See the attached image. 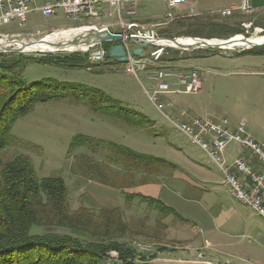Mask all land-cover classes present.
<instances>
[{
  "label": "rangeland",
  "instance_id": "obj_1",
  "mask_svg": "<svg viewBox=\"0 0 264 264\" xmlns=\"http://www.w3.org/2000/svg\"><path fill=\"white\" fill-rule=\"evenodd\" d=\"M42 1L38 0L37 4H41ZM151 4L152 9L156 13L163 12L164 7L160 1H154ZM192 10L193 14L189 18L177 20L168 26L158 28V36L168 39L180 37L207 39L209 36H215L217 38L213 39L227 41L232 38L250 39L254 36H262L260 38H264V12L246 13L237 10L229 16H221L219 12L198 14L196 9ZM136 17L133 16L132 19H136ZM114 21L106 20V22ZM106 22L97 24V27L101 28ZM87 26L86 23L82 25L72 23L61 13L50 19L43 20L40 13L35 12L27 16L22 26L18 22L11 23L0 27V33L14 36L12 38L13 41L29 43L30 41L34 42L43 38L44 40H49L58 34L80 30L82 29L80 27ZM225 27L236 29L238 32L235 35L219 36L223 35ZM55 30H59V33H55ZM109 30L112 33H118L116 28H110ZM189 34L192 36H189ZM188 46L185 48L195 47L193 45L191 47ZM263 48L264 46L255 47L247 51ZM149 49L153 48L149 47ZM172 49L165 50L164 59L168 63L172 62L168 65L199 69L203 83L202 90L198 94L174 97L173 99L178 101V106L182 110L190 112L191 116L207 115L213 119L224 118L228 119L230 124L244 120L246 133L255 141L264 143V104L260 105L258 99L259 97L260 100L263 98L260 92L257 91V86H254L260 77H256L255 74L251 73L263 68L264 56H256L251 53L240 55L246 52L242 51V48H233L234 51L206 49V47H197L187 51ZM72 53L74 54L75 52L68 50L52 53L32 52L24 53V55H49L47 60L62 61L61 59H65L63 61H69ZM77 55L79 56L75 55V57L81 58L84 63L86 62L87 68L86 66L68 68L53 64L31 63L23 73L24 80L27 84H33L50 79L63 84L64 87L79 86L97 89L114 100L116 107L139 112L154 122L155 126L149 130L133 129L117 119L94 113L85 104L75 103L71 100L37 104L29 115L17 120L13 125L11 136L15 139V144L0 155V166L3 162L11 160L18 154L28 155L33 162L36 176L39 179L59 176L64 180L68 197L71 200V207L76 206L75 191L78 190V186L81 183L90 181V178L82 177L84 171L80 170L84 165H87L86 160L92 159V162L98 166L103 163H109L105 159L108 146L101 145L96 141L112 143L129 149L134 153L162 160L163 164L151 167L153 172L160 173L159 176L168 173L172 169L170 167L172 165L182 168L186 172L189 171V167L185 163L187 157L195 160L198 165L206 169L211 168L214 171H219L216 166L211 164L206 153L200 150L198 146L191 145L188 139L166 122L149 102L143 90V87L147 89L149 86L144 73L137 72L134 75L127 69L126 63H119L114 59H106L102 63L91 64L87 55L79 52ZM77 136L87 137L91 140V143L82 141L81 144L77 143V146H71L72 140ZM115 167L111 164L108 165L111 174L106 173L111 178L120 171ZM219 173L221 174L220 171ZM134 177H136L135 183L141 178V176L136 174ZM147 177L149 178V183L154 181L153 176ZM86 188L87 193L92 196H98L96 198L103 196L95 188L87 185ZM111 188L120 190L117 187ZM124 195L122 194L123 198ZM106 197L108 198V194H106ZM123 198L120 200L122 203ZM102 205L105 206V203H101L98 206L103 207ZM158 210L160 209L158 208ZM133 212L136 214L134 218L136 223L139 220H143L139 218L144 217V214L140 215L138 209L135 208ZM156 215L162 219L165 217L162 216V212L157 211L151 214V219L154 220ZM168 216H170V219L174 218L170 214L166 218ZM255 219L257 228L264 235V222L259 218ZM134 229V231H138L139 227H134ZM33 232L39 234L68 233L66 230L61 229H34ZM197 233L199 234L200 232L197 230ZM132 242L133 244L152 245V243H147V241L137 238L132 239ZM180 247L178 244L174 247L177 253L176 260L185 261L184 264H220V258L218 259L205 252L199 257L198 253L192 252L190 259L187 252L179 251ZM153 248L155 247L152 245L151 252L145 254L148 255L146 257L156 251ZM251 248H257L256 241L253 238L244 239L236 248L231 250L232 252L227 250L226 253V250H223L225 255L221 258H227L226 255L230 254L236 255L238 250L240 254L237 258H240V260L264 264L263 257L255 258L249 253L241 254L242 251V253H247L249 251L247 249ZM164 249L165 251L167 250L166 247ZM167 253L169 252L164 253L162 256L165 255L167 258L170 256L166 255ZM193 260L196 261L193 262ZM179 261L172 263L182 264L178 263ZM237 262L240 263L242 261L237 259Z\"/></svg>",
  "mask_w": 264,
  "mask_h": 264
},
{
  "label": "trees",
  "instance_id": "obj_2",
  "mask_svg": "<svg viewBox=\"0 0 264 264\" xmlns=\"http://www.w3.org/2000/svg\"><path fill=\"white\" fill-rule=\"evenodd\" d=\"M236 32V29L226 28L219 36L235 35ZM213 38L217 37H207ZM116 45L118 43L108 42L102 47L109 51ZM248 53L264 56V48L240 55ZM77 54L72 53L69 61L47 60L49 55L0 54V155L15 144L11 130L16 121L29 115L41 103L71 100L87 105L94 113L117 119L130 128H153L154 123L147 117L116 107L114 100L97 89L64 87L50 79L33 84L24 80L23 73L31 63L87 68L86 62L75 57L79 56ZM82 141L91 143L89 138L77 136L71 146ZM96 142L108 146L105 159L109 163L98 166L92 159H87V165L80 170L84 171L81 176L90 178V181L123 191L135 184V174L141 176V185L148 184L147 176L156 174L151 167L163 164L160 159L140 155L112 143ZM110 164L120 170L112 178L107 174H111ZM136 197L148 202L149 206L172 212L143 194L124 195L126 200ZM34 229H61L68 233L39 234L33 232ZM138 234L139 230H130L123 211L118 207H94L81 202L72 209L64 180L59 176L39 179L31 158L26 154H18L0 166V264H147L154 255L148 258L138 255L132 242ZM111 252L118 254L117 259L110 258Z\"/></svg>",
  "mask_w": 264,
  "mask_h": 264
},
{
  "label": "built area",
  "instance_id": "obj_3",
  "mask_svg": "<svg viewBox=\"0 0 264 264\" xmlns=\"http://www.w3.org/2000/svg\"><path fill=\"white\" fill-rule=\"evenodd\" d=\"M143 1L147 0H43L38 5V0H0V27L15 22L22 26L28 15L39 12L46 20L61 13L68 21L79 25L86 23L89 28L108 31L110 28H116L118 33L113 34L122 36V41L116 43L124 48L127 69L134 75L137 72L144 73L149 82L147 89L143 87L149 102L166 122L188 139L191 145L200 146V150L208 153L211 164L221 171L222 181L228 193L238 203L260 215L264 222V143L251 138L246 133V127L241 123L233 125L228 119H213L209 116L188 117L185 113L172 116L166 112L174 105L173 101L165 104L166 97L198 94L203 86L199 69L168 65L172 62L168 63L164 59V54L165 50L172 48L157 42L158 39L163 38L158 36L157 29L179 20L181 17L177 10L182 7H191L192 0H160L165 7L161 22L138 25L135 22L126 21L125 15L128 17L138 15L139 5ZM237 10L251 12L246 0H242L240 7L226 9L219 14L229 16ZM192 14L191 9L188 16ZM106 20L115 21L109 23ZM104 22L106 24L101 28L97 27V24ZM58 31L55 30V33H59ZM13 37L0 33V42L10 43ZM131 38H137L138 41H132ZM142 42H146V47L142 48L139 56H134L133 50L138 49ZM149 47L153 49L150 50ZM187 50L189 49H184V51ZM106 52L102 44L80 51L88 56L91 64L104 62ZM232 143L239 145L255 157L259 169L244 157L227 162L225 151ZM133 246L138 255L148 254L152 249L150 244L138 243ZM136 261H139V258ZM240 264L251 263L242 261Z\"/></svg>",
  "mask_w": 264,
  "mask_h": 264
},
{
  "label": "crops",
  "instance_id": "obj_4",
  "mask_svg": "<svg viewBox=\"0 0 264 264\" xmlns=\"http://www.w3.org/2000/svg\"><path fill=\"white\" fill-rule=\"evenodd\" d=\"M154 1L160 0L141 2L136 19H132V17L126 15L124 19L135 22L138 25L161 22L165 13L164 4L160 1L164 10L162 13H156L152 9L151 4ZM241 3L242 0H192L191 7L179 8L177 12L181 17L179 20H183L190 17L188 14L191 8L196 9L198 14L218 13L226 9L240 7ZM246 3L251 8V12H264V0H246ZM42 19L46 20L43 17ZM262 65V69L251 72L256 77H260L256 85H254L257 86V91L260 92L263 98L262 100H260V97L258 98L260 105L264 104V62H262ZM173 98L166 97L164 99L165 104L170 101L174 102L173 107L166 110L169 115L178 116L180 113H185L188 117H201L191 116L190 112L182 110L178 106V101H175L176 99L174 100ZM239 123L244 126L246 125L244 120L233 125ZM238 157H244L259 169L255 157L247 150L235 143L230 144L225 151L226 161L232 162ZM185 163L189 167V171L187 172L182 168L172 165V169L168 173L161 174V176H159L160 173H156L153 176L154 181L151 183L141 185L138 181L131 188L129 187L123 191L112 189L98 182L86 181L87 183H81L78 186V190L75 191L76 206H72V209H76L81 202H85L84 204L86 205L94 204L96 206L105 203L104 207L120 208L124 213L125 221L130 230L134 231V227H139V234L135 238L152 243L155 247L153 249L156 251L151 254L154 255V258L147 264L177 263L179 260H176L177 253L174 250L176 244L181 246L179 251L189 254V258L192 256V252L198 253V257L205 252L213 257L220 258V264H240L241 262L238 263L237 259L239 261L245 260L237 258L240 254L238 250L236 255L230 254L226 255L227 258H221L225 255L223 254V250H226L227 253V250L231 251L233 248H236L242 240L252 238L256 241L257 248L247 249L249 250L247 253H242V251L241 254L245 255L249 253L255 258H264V235L257 228L255 221V218H261L248 207L238 203L228 193L219 171H214L211 168L206 169L188 157ZM86 185L95 188L103 196L96 198L98 196L88 194ZM125 193L143 194L145 197L157 200L165 208L171 209L172 212L158 210L157 206L156 208L149 206L148 202L137 197L133 200H126L122 196ZM106 194H108V198ZM122 198L123 203L120 201ZM135 208L138 209L140 215L144 214V217L139 218L143 220L138 219L137 223L134 221L136 214L133 210ZM157 211L162 212V216H165L164 219L159 218L158 215H156L154 220L151 219V214ZM168 214L174 218L170 219V216L166 218ZM197 230L200 232V235L197 233ZM165 247L167 248L166 251ZM166 252H169L166 255H170L167 258L165 255L162 256ZM178 263L184 264L185 261H179Z\"/></svg>",
  "mask_w": 264,
  "mask_h": 264
},
{
  "label": "water",
  "instance_id": "obj_5",
  "mask_svg": "<svg viewBox=\"0 0 264 264\" xmlns=\"http://www.w3.org/2000/svg\"><path fill=\"white\" fill-rule=\"evenodd\" d=\"M82 29H84L85 31L80 33L79 35H77L76 42L74 44L75 47L77 46L78 49H76L73 52H80V51H82V50H84L90 46L97 45V44H103V43H108V42H121L122 41L121 35L113 34L108 30L89 28V27L82 28ZM182 38L186 39L188 37H180V39H178V38H172V39L160 38V39H158L157 42L160 43V41L166 40V41L172 42L175 45H177L176 48L178 50H184L185 49L184 45L176 44L179 42L178 40H181ZM192 39H196L199 42H204L205 40H207V39H199V38H192ZM43 40H44V38L37 40V41H34L33 43H30V45L35 44V43L41 44V43H43ZM131 40L132 41H138L137 38H131ZM207 41L212 42L213 39H208ZM30 45H24L23 44L20 47H14L13 44L8 43L7 46L0 48V54H6V53L24 54V53H26V52H24V47H27ZM146 45H147L146 42L140 43L139 48L133 50V52H132L133 55L139 56L141 54L142 48L146 47ZM55 46H57V48H59L57 51L61 50V44H57ZM262 46H264V45H255V46H251V47L242 49V51H247V50H250L252 48L262 47ZM188 49L190 50V49H196V48H188ZM206 49L234 51V50L221 49L220 47H217L215 45H206ZM28 53H32V52H28ZM40 53H46V52H40ZM48 53H52V52H48ZM105 58L106 59H114L116 62H119V63H125L126 62V54H125L123 46L122 45H116V46L111 47L109 49V51H107L105 53ZM131 248L132 247H129V249H131ZM109 256L111 259H117L118 254L111 252L109 254Z\"/></svg>",
  "mask_w": 264,
  "mask_h": 264
},
{
  "label": "bare ground",
  "instance_id": "obj_6",
  "mask_svg": "<svg viewBox=\"0 0 264 264\" xmlns=\"http://www.w3.org/2000/svg\"><path fill=\"white\" fill-rule=\"evenodd\" d=\"M84 29H80V30H73V31H68V32H64L61 34L56 35L54 38L51 39H45L43 40V43L39 44V43H35V44H31L33 43V41H30L29 43H25L24 42H18V41H11L9 44H13L14 47H20L21 45H30L27 47H24V52L28 53V52H58L57 50L59 48H57V44H61V50L59 52L62 51H75L77 48V46L75 47V42H76V37L77 35H79L80 33L84 32ZM63 32V31H62ZM262 36H254L250 39H245V38H235V39H230V40H218V39H213L212 42H208L207 40H205L204 42H199L196 39H192V38H182L181 40H178L179 42L176 43L178 45H184V47H187V45H189L191 47V45L195 46L194 48L197 47H206V45H215L217 47H220L221 49H225V50H234L233 48H248L251 46H255V45H264V38H260ZM48 40V41H47ZM160 43L164 46H168L170 48H176L177 45H175L172 42L169 41H160ZM159 43V44H160ZM8 43L5 42H0V48L7 46ZM188 46V47H189ZM203 49V48H201ZM200 148V146H198ZM206 155L209 158L208 153H206ZM220 171V170H219ZM221 172V171H220ZM259 217H261L259 215Z\"/></svg>",
  "mask_w": 264,
  "mask_h": 264
}]
</instances>
